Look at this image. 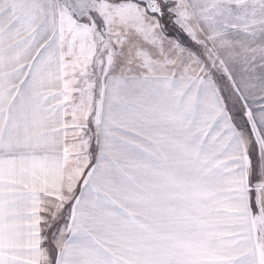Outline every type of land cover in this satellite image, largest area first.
I'll use <instances>...</instances> for the list:
<instances>
[{
	"label": "snow or ice",
	"instance_id": "1",
	"mask_svg": "<svg viewBox=\"0 0 264 264\" xmlns=\"http://www.w3.org/2000/svg\"><path fill=\"white\" fill-rule=\"evenodd\" d=\"M0 264H264V0H0Z\"/></svg>",
	"mask_w": 264,
	"mask_h": 264
}]
</instances>
